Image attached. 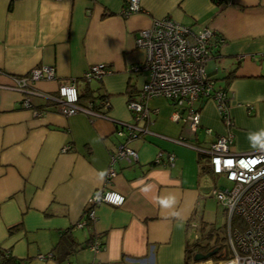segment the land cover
Segmentation results:
<instances>
[{"label": "crops", "instance_id": "0c3cea01", "mask_svg": "<svg viewBox=\"0 0 264 264\" xmlns=\"http://www.w3.org/2000/svg\"><path fill=\"white\" fill-rule=\"evenodd\" d=\"M124 6L125 0H0V247L25 264H55L54 257L37 255L55 253L62 236L74 249L62 264H186V245L209 231L196 209L204 173H211L195 146L206 148L230 130L231 150H257L248 136L264 130V0H140V11L126 15ZM164 16L222 38L206 72L226 89L230 127L212 98L193 103L200 119L192 132L185 107L173 120L171 100L154 97L151 133L129 143L137 159L116 161V175L106 183L110 153L121 140L114 121L63 115L45 95L75 78L78 95H108V115L132 122L126 102L145 79L133 70L145 55L135 44L137 32ZM99 62L111 73L84 82L83 72ZM43 64L54 66L55 78L31 81L35 93L3 87ZM26 96L30 107L21 105ZM159 152L164 163L151 164ZM101 188L123 194V203L98 204L95 219L78 227L87 199Z\"/></svg>", "mask_w": 264, "mask_h": 264}, {"label": "built area", "instance_id": "2783aa9c", "mask_svg": "<svg viewBox=\"0 0 264 264\" xmlns=\"http://www.w3.org/2000/svg\"><path fill=\"white\" fill-rule=\"evenodd\" d=\"M140 0H125L122 9L124 15L140 11ZM222 38L211 28L191 29L188 25L177 22L170 17L155 18L149 27L137 32L135 44L144 50L142 62L133 66V70L145 72L136 98L126 102L132 114V122L119 121L108 114L96 110L92 102L86 105L78 102L77 79L71 78L59 83L56 94L45 95L47 101L56 111L63 115L82 113L111 119L116 124L115 135L121 140L110 153V163L105 174L108 183L115 175L114 163L120 159H137V152L129 143L151 133L149 126L156 110L148 106L154 97L171 100L175 109L171 113L173 120L181 115L179 108H186L184 120L192 132L199 124V110L193 103L201 98H212L216 102L218 114L225 126L231 124L228 112V95L226 89L216 85V80L205 70V64L217 53ZM110 66L104 62L90 65L82 74L85 82L101 80L110 74ZM55 78L53 65H39L27 74L12 76V84L3 86L25 94L35 93L29 88L31 81ZM2 86V85H1ZM102 109L108 106L104 99L99 100ZM21 105L30 107L28 97H23ZM34 113H40L33 110ZM207 133L210 128H205ZM179 142H184L179 139ZM233 136L230 130L218 134L206 148L195 146L205 156L211 174L222 176L229 185L215 186L211 194L221 203L225 211V244L227 255L222 258H207L204 264H264V150H252L245 153L231 150ZM69 148L61 147V152ZM167 158L172 161L173 155ZM156 164L164 163L161 152L154 159ZM124 195L106 188L96 190L87 199L78 227H83L95 219V207L100 203L120 205ZM234 217L236 219L234 220ZM198 235H195V239ZM99 240L92 247L100 248ZM37 257H51V254H38ZM203 262V261H202ZM20 264H25L24 260ZM202 264V263H201Z\"/></svg>", "mask_w": 264, "mask_h": 264}, {"label": "trees", "instance_id": "16d2710c", "mask_svg": "<svg viewBox=\"0 0 264 264\" xmlns=\"http://www.w3.org/2000/svg\"><path fill=\"white\" fill-rule=\"evenodd\" d=\"M232 72H230L227 76H231ZM85 82V81H84ZM89 82V81H88ZM225 88V87H224ZM89 89V88H88ZM132 89H130L129 92V96H132L131 94ZM106 100L108 102V106L105 107V109H102V105L100 104L99 100ZM78 102L80 104L86 105L89 102L93 103V106L96 110L102 111L105 114H108V110L110 108V102L108 99V95H103V94H93L92 90H89L87 92L81 93L78 95ZM116 126V124H115ZM144 137V136H143ZM201 154V153H200ZM202 155V154H201ZM151 164H156L154 161ZM236 219V217H234V220ZM20 225V224H19ZM19 225H14V226H10L8 228L9 233H12L13 229L18 228ZM214 237V233L213 231H208L205 233V235H201V237H199L197 239V241H193L190 244L186 245L185 248V260H186V264H189L190 260L193 259L194 254L196 252H208L209 250H212L213 248L217 247V251L211 255V258L217 259V258H222L225 257L227 255L226 253V249L224 248L225 244L223 243L224 237L219 238V237ZM208 239V241H203V239ZM94 239V237H93ZM69 245H70V241L68 240V237L62 236L61 240L59 241V243L57 244V246L55 247V253H51V257H54L55 264H62V262L65 260V258L68 256V254L70 253V251H74V249L70 248L69 249ZM0 264H20V261H18L12 254L11 251L9 249L6 248H1L0 247Z\"/></svg>", "mask_w": 264, "mask_h": 264}, {"label": "rangeland", "instance_id": "374dc122", "mask_svg": "<svg viewBox=\"0 0 264 264\" xmlns=\"http://www.w3.org/2000/svg\"><path fill=\"white\" fill-rule=\"evenodd\" d=\"M208 60L207 62H209ZM209 64H205V70L208 71ZM224 88V87H223ZM204 188L202 195L204 196L201 205L197 206L196 212L198 218L202 219V224L206 230L213 231V233L222 238L226 234L225 227V213L221 203L211 194L212 189L221 185H229L222 176L216 174L204 173ZM225 243V239L223 240ZM226 246V244H225Z\"/></svg>", "mask_w": 264, "mask_h": 264}, {"label": "clouds", "instance_id": "9594fccd", "mask_svg": "<svg viewBox=\"0 0 264 264\" xmlns=\"http://www.w3.org/2000/svg\"><path fill=\"white\" fill-rule=\"evenodd\" d=\"M248 139L252 147L264 150V130L260 133H250ZM165 205H167V202H165Z\"/></svg>", "mask_w": 264, "mask_h": 264}, {"label": "water", "instance_id": "95a60500", "mask_svg": "<svg viewBox=\"0 0 264 264\" xmlns=\"http://www.w3.org/2000/svg\"><path fill=\"white\" fill-rule=\"evenodd\" d=\"M217 251V247L213 248L212 250H209L208 252H197L194 254L193 260H203L209 258L211 255H213Z\"/></svg>", "mask_w": 264, "mask_h": 264}]
</instances>
